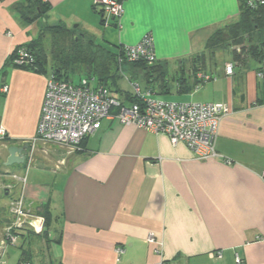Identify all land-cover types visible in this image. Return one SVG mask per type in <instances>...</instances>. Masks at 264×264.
Returning <instances> with one entry per match:
<instances>
[{
	"label": "crops",
	"instance_id": "obj_1",
	"mask_svg": "<svg viewBox=\"0 0 264 264\" xmlns=\"http://www.w3.org/2000/svg\"><path fill=\"white\" fill-rule=\"evenodd\" d=\"M46 1L50 7L43 15L28 21L18 9L25 0H0V126L6 132L0 139V260L17 264L23 252L33 264H235L237 253L244 264H264L259 62H238L230 48L204 50L213 31L239 19L242 0H122L115 18L95 10L93 0ZM55 25L113 58L118 45H134L149 33L166 77L124 64L110 94L129 104L127 93L137 82L152 98L225 104L229 112L217 127V155L195 158L184 142L172 144L165 133L105 117L78 149L37 142L29 161L26 154L23 164L6 166L8 146L28 143L35 134L51 71L45 44L50 37L41 34ZM39 39L48 57L44 70L9 62L18 46ZM199 53L205 55L201 70L212 76L205 83L196 79L191 60ZM230 61L233 74L227 76L224 65ZM15 190L33 215L44 218L46 208L50 224L45 234L33 235L24 226L9 246L4 228L13 220L9 203L18 196Z\"/></svg>",
	"mask_w": 264,
	"mask_h": 264
},
{
	"label": "built area",
	"instance_id": "obj_2",
	"mask_svg": "<svg viewBox=\"0 0 264 264\" xmlns=\"http://www.w3.org/2000/svg\"><path fill=\"white\" fill-rule=\"evenodd\" d=\"M246 5L264 4V0H245ZM93 6L103 14L118 17L122 4L116 0H93ZM106 22V21H105ZM9 34V33H8ZM116 59L124 61L145 60L148 64L156 61L152 36L149 33L134 45H118ZM33 54L25 46H18L11 58L16 66H27L33 62ZM262 70L257 75L264 80V54L261 61ZM233 62L224 65L227 76L233 74ZM199 82L212 79L210 74L198 73ZM93 78L82 77L78 81L56 78L50 72L40 109V116L34 136L29 140L27 160L32 157L35 143H52L68 150L78 149L81 141L93 133L102 118H115L122 124H134L139 128L165 133L170 142H184L195 158L204 159L216 156L215 138L221 118L229 112V108L219 102H176L150 97V93L142 92L137 83H132L133 92L140 102L122 104L112 96L104 86L93 87ZM7 86L2 90L6 91ZM6 138L5 129L0 126V139ZM264 178V170L261 172ZM23 183L25 176L15 177ZM20 194L10 201L9 211L13 220L4 228L5 244L15 245L18 240L17 231L27 226L35 233L42 230V217L33 215ZM147 240L154 241L152 233ZM122 249L118 247L116 252ZM220 257V252H215ZM235 264H242V259L235 254ZM0 264H4L0 260ZM19 264H31L22 261Z\"/></svg>",
	"mask_w": 264,
	"mask_h": 264
},
{
	"label": "trees",
	"instance_id": "obj_3",
	"mask_svg": "<svg viewBox=\"0 0 264 264\" xmlns=\"http://www.w3.org/2000/svg\"><path fill=\"white\" fill-rule=\"evenodd\" d=\"M116 1L122 2V0ZM49 7L50 4L46 0H25V4L19 6L18 9L21 11L24 19L31 21L43 15L45 10ZM93 8L97 10L94 6ZM240 9V16L236 22L216 29L207 37L204 50L214 52L218 49L230 48L232 58L236 61L244 62L247 58L255 59L259 62L257 70H262L261 61L264 54V4L248 6L245 0H242ZM103 21L102 19V22ZM43 34L51 38L49 47V60L51 63L50 72H52L56 78L64 81L70 80L76 73L78 80L82 77L93 78V82H91L93 87L104 86L110 93L111 85L115 84L114 78L118 75L124 64L138 65L141 69L146 70L147 74L155 72L158 73V77L160 76L162 79L166 77L164 65L162 66L157 63V61L151 64H148L145 60L132 62L124 61L123 63H119L116 59L117 52L115 58H113L112 54L101 56L99 54L101 51L94 48L90 40H85L84 38L73 35L65 26L55 25L44 27L41 36ZM249 42H252V44H247ZM234 45H240V50H234ZM23 46L31 51L34 60L30 65L19 67L36 71L44 70L48 57L46 53L44 54V47L41 39ZM12 56L13 53L9 57L10 63ZM204 56L203 53H199L191 59L193 60L196 79H198L196 73H206L201 70L205 63ZM156 79L157 77L155 76V79L152 81ZM162 87L167 86L162 84ZM149 89L151 91L153 87L150 86ZM126 99L129 101V104L141 101L134 92L127 93ZM121 103L124 104L123 102ZM42 215L44 217V230L41 231L42 234H45V227H48L50 224V215L46 208L43 210ZM22 261L33 264L23 252L17 264ZM242 264H244L243 260Z\"/></svg>",
	"mask_w": 264,
	"mask_h": 264
},
{
	"label": "water",
	"instance_id": "obj_4",
	"mask_svg": "<svg viewBox=\"0 0 264 264\" xmlns=\"http://www.w3.org/2000/svg\"><path fill=\"white\" fill-rule=\"evenodd\" d=\"M28 148V143L24 142L21 145H10L7 148V157L4 164L10 166L13 164H23L25 162V156ZM7 192V191H5Z\"/></svg>",
	"mask_w": 264,
	"mask_h": 264
},
{
	"label": "rangeland",
	"instance_id": "obj_5",
	"mask_svg": "<svg viewBox=\"0 0 264 264\" xmlns=\"http://www.w3.org/2000/svg\"><path fill=\"white\" fill-rule=\"evenodd\" d=\"M76 23H72L71 24V26H70V29H72L73 27H74V25H75ZM76 31H78V30H76ZM100 36H101V34L100 33H98V37H97V39L98 40H100ZM106 37H108V34L107 33H105V38ZM104 38V39H105ZM50 40H51V38H48L47 39V41L45 42V44L47 45V48L49 49V46H50ZM101 41V40H100ZM247 44H249V45H251L252 44V42H249V43H247ZM244 45V44H243ZM248 46V45H247ZM233 47V46H232ZM234 50H236V51H239L240 50V48H241V46L240 45H234ZM220 58V56H217L216 57V60H218ZM121 79H123V78H121ZM71 81H78V76H77V74L75 73L72 77H71V79H70ZM123 84L125 85V87L126 88H128V90H130L129 88H131L130 87V85L123 79ZM161 97H163V99L164 98H166V96H164V95H162ZM162 99V98H161ZM171 99H175V97H173L172 95H171V97H170V100ZM165 100V99H164ZM168 100V99H167ZM15 192H16V194L17 195H19L18 194V191H16L15 190ZM9 205H10V203H9ZM29 208H30V210H32V207L31 206H29ZM31 212V211H30ZM42 221H43V223H42V228L44 227V219H42ZM42 232V231H41ZM41 232H39V233H41ZM30 233L33 235L35 232L33 231V230H30ZM35 238V237H34ZM20 241V240H19ZM9 246H12V245H9Z\"/></svg>",
	"mask_w": 264,
	"mask_h": 264
},
{
	"label": "bare ground",
	"instance_id": "obj_6",
	"mask_svg": "<svg viewBox=\"0 0 264 264\" xmlns=\"http://www.w3.org/2000/svg\"><path fill=\"white\" fill-rule=\"evenodd\" d=\"M46 80V79H45Z\"/></svg>",
	"mask_w": 264,
	"mask_h": 264
}]
</instances>
